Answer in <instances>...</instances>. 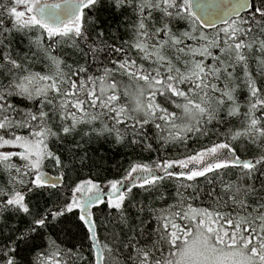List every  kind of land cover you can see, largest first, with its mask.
Segmentation results:
<instances>
[{
	"label": "snow or ice",
	"instance_id": "obj_1",
	"mask_svg": "<svg viewBox=\"0 0 264 264\" xmlns=\"http://www.w3.org/2000/svg\"><path fill=\"white\" fill-rule=\"evenodd\" d=\"M0 264H264V0H0Z\"/></svg>",
	"mask_w": 264,
	"mask_h": 264
}]
</instances>
